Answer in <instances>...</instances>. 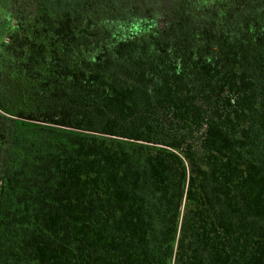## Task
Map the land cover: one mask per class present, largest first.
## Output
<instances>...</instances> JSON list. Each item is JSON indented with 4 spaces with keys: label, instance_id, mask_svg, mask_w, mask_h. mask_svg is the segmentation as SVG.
I'll list each match as a JSON object with an SVG mask.
<instances>
[{
    "label": "trees",
    "instance_id": "trees-1",
    "mask_svg": "<svg viewBox=\"0 0 264 264\" xmlns=\"http://www.w3.org/2000/svg\"><path fill=\"white\" fill-rule=\"evenodd\" d=\"M0 264H264V0H0Z\"/></svg>",
    "mask_w": 264,
    "mask_h": 264
},
{
    "label": "rangeland",
    "instance_id": "rangeland-1",
    "mask_svg": "<svg viewBox=\"0 0 264 264\" xmlns=\"http://www.w3.org/2000/svg\"><path fill=\"white\" fill-rule=\"evenodd\" d=\"M1 182V181H0Z\"/></svg>",
    "mask_w": 264,
    "mask_h": 264
}]
</instances>
